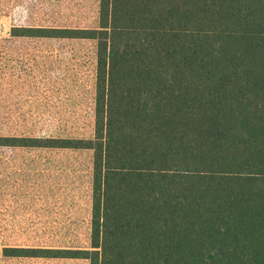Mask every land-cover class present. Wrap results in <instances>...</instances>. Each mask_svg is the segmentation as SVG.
I'll list each match as a JSON object with an SVG mask.
<instances>
[{
	"label": "trees",
	"instance_id": "16d2710c",
	"mask_svg": "<svg viewBox=\"0 0 264 264\" xmlns=\"http://www.w3.org/2000/svg\"><path fill=\"white\" fill-rule=\"evenodd\" d=\"M11 34L94 40L97 68L93 137L0 133L92 151L90 244L5 256L264 264V0H99L95 27Z\"/></svg>",
	"mask_w": 264,
	"mask_h": 264
},
{
	"label": "rangeland",
	"instance_id": "374dc122",
	"mask_svg": "<svg viewBox=\"0 0 264 264\" xmlns=\"http://www.w3.org/2000/svg\"><path fill=\"white\" fill-rule=\"evenodd\" d=\"M99 0H2L0 133L94 135V40L14 37L15 26L95 27ZM93 153L0 148V264H89L82 259L7 257V245L88 247Z\"/></svg>",
	"mask_w": 264,
	"mask_h": 264
}]
</instances>
